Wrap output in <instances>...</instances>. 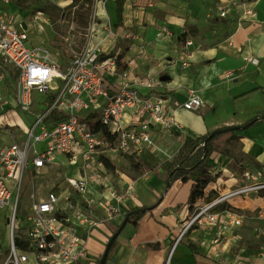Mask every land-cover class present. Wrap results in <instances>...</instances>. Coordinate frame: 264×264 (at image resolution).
<instances>
[{
  "label": "crops",
  "instance_id": "obj_1",
  "mask_svg": "<svg viewBox=\"0 0 264 264\" xmlns=\"http://www.w3.org/2000/svg\"><path fill=\"white\" fill-rule=\"evenodd\" d=\"M110 2L114 5L109 7ZM146 2L151 5L147 6ZM248 9L253 11L252 15L245 14ZM221 12L224 16H220ZM94 13L97 21L91 24L93 33L85 49L110 50L119 55V67L127 73L128 83L136 86L140 93L150 92L163 97L180 124L179 129H163L154 125L152 145H144L140 152L127 155H136L150 162L156 157L153 155L155 150L167 153L169 143L179 142L178 152L187 138L240 125L257 111L264 110V0H124L122 24L117 28L113 26L116 20L114 0H105L104 3L96 0ZM23 25L27 31L25 19ZM162 25L169 29L171 40L159 35ZM192 29L195 32L187 34L185 39L191 42L185 45L178 36ZM123 31H128L125 36L133 35L129 45H122ZM225 73L230 75L226 77ZM139 80H147L154 85L146 90L138 87ZM255 87L262 90L252 92ZM190 94L202 100L199 110L177 108L176 104ZM128 116L124 115V121ZM190 127L192 132L189 130L191 133L188 134L186 130ZM13 129L11 133L0 131V142L17 141L23 147V131L19 129L22 133H15ZM5 134L11 135V142L5 140ZM237 135L244 155L259 162L263 168L264 117H259L252 126L237 130ZM115 154L111 153L103 162H109ZM58 158L63 159L62 156ZM225 158L220 153L217 160L223 163ZM229 159L225 161L226 165H220L223 171L216 180L210 181L203 189L204 195L213 190L218 196L237 187L236 178L231 174L234 167L227 166ZM80 163L81 159L76 164L74 176L78 174ZM106 171L109 173L107 167ZM227 174L230 178L226 177ZM107 175L112 183L111 175ZM64 176L69 175L64 173ZM63 177L52 181L48 175L46 182L49 185L62 183ZM192 179H169L167 168L159 167L133 173L112 183L120 192L130 186L132 198L121 203L114 219L83 233L88 257L82 264H95L114 234L115 243L103 264H165L166 261L167 264H237L236 254L247 264H264V238L251 230L264 214V194L233 197L225 203L242 214L240 226L222 233L193 227L175 243L182 221L192 208L188 204ZM202 201L197 200L194 204ZM151 205L153 207L139 220L126 222L119 230L127 211ZM258 209L262 210L256 212ZM255 212L258 215H251ZM100 215L105 217L103 213ZM3 218L6 219L5 214ZM255 227L259 229V226Z\"/></svg>",
  "mask_w": 264,
  "mask_h": 264
},
{
  "label": "built area",
  "instance_id": "obj_2",
  "mask_svg": "<svg viewBox=\"0 0 264 264\" xmlns=\"http://www.w3.org/2000/svg\"><path fill=\"white\" fill-rule=\"evenodd\" d=\"M11 4L17 7L13 0H0V105L11 96L12 113L25 112L31 120L27 126L0 110V131L11 133L18 128L25 135L23 147L17 141L0 142V209L7 208L8 221L5 264H82L88 257L83 233L114 219L121 203L132 198L130 186L121 192L115 189L104 159L111 153L134 154L144 145H152L154 125L179 129L180 124L163 97L140 93L128 83V75L114 55L100 57L98 48L72 50L59 60L42 54L29 41L22 26L24 16L9 10ZM245 14L253 11L248 9ZM159 35L172 38L165 25L160 26ZM137 85L148 90L154 84L139 80ZM176 106L198 111L202 100L190 94ZM125 114L128 119L122 121ZM92 125L100 129L94 130ZM59 156L68 162L79 157L78 174L49 185L47 168ZM262 189L264 182H255L193 204L175 243L193 227L222 233L240 226L242 214L225 203ZM15 237L21 249L15 246ZM235 258L237 264H247L239 260V254Z\"/></svg>",
  "mask_w": 264,
  "mask_h": 264
},
{
  "label": "rangeland",
  "instance_id": "obj_3",
  "mask_svg": "<svg viewBox=\"0 0 264 264\" xmlns=\"http://www.w3.org/2000/svg\"><path fill=\"white\" fill-rule=\"evenodd\" d=\"M20 1L24 10H19L13 4H11V6L9 5V10L24 16L29 41L32 44L39 46L42 54H47L51 59L59 60L71 53L72 50L80 52L86 48L90 34L93 33L91 31V24L92 22L97 21V17L94 16L96 0ZM100 1L101 3L105 2V0ZM112 4L113 3L110 2L108 6H113L114 4ZM132 7L136 6L133 5ZM175 11L178 13L177 10ZM127 32L128 31H125V33ZM125 33L123 31L121 34V41L124 42L122 45H129V43L132 42L133 35L125 36ZM8 94L9 92L6 91L5 97ZM34 96L40 97V95L36 93H34ZM11 105L12 99L11 96H8L6 101L0 105V110L2 109L4 115L8 118L13 119L14 121L21 120L28 126L31 117L25 112L14 115L9 109ZM124 120L125 118L123 117L122 121ZM189 130L192 132L191 127L186 130L188 134L191 133ZM13 131L15 133H22L18 128H14ZM5 136L7 142L12 141L11 135L5 134ZM24 136L25 135L23 134V137ZM154 143L157 145L158 142L154 140ZM178 143L179 142L169 143L167 145V153L158 149L155 150L153 152V155L156 156L155 159L151 158L150 162L145 161V163L149 165L148 167L151 170H157L159 167H163L164 169L168 168V165L174 162L177 155ZM210 143L211 150L209 152L202 150L201 152H197L194 156L195 159H198V162L192 166L189 177L194 178L196 172L200 169L209 172L212 180H216V177L221 174L220 171H223V166L220 167V165H226L225 161L230 157L228 160L229 162L227 161V166L234 167V171H232L231 174L236 178L235 185H237V187L252 185L255 182H264V167L261 168L262 165L259 162H254L251 158L244 155L242 144L237 135V130L229 129L225 132H221L211 139ZM41 144V142L35 144L34 148L38 150ZM220 153L223 156H226L223 163H220L217 160ZM79 161L80 159L77 160V163H79ZM142 161L144 160L138 158L136 155L129 156L126 153H116L115 155H112L109 159V164L112 165L113 168H108V174L112 177V183L125 176H131L133 173H143L148 171L149 168H147ZM241 161L243 164H241ZM137 163H140L139 167L135 166ZM64 173L69 176H74L76 173V166L74 164H68L66 158H58L57 161L48 168L47 175H49L52 181H55L62 178ZM226 177L230 178V175L227 174ZM260 192L261 190L258 192H250L248 195L253 196L255 194H260ZM23 199H26V197L24 196ZM261 210L258 209L256 212ZM6 212L7 208L0 209V264H5L8 257V221L3 218ZM256 212L251 215H258ZM251 215H249V217ZM259 221L258 224L255 223L253 225L254 227H251V230H253L254 233L259 232L260 238H264V214L260 215ZM255 226H259V229H261L262 232H260L259 229H255Z\"/></svg>",
  "mask_w": 264,
  "mask_h": 264
},
{
  "label": "trees",
  "instance_id": "obj_4",
  "mask_svg": "<svg viewBox=\"0 0 264 264\" xmlns=\"http://www.w3.org/2000/svg\"><path fill=\"white\" fill-rule=\"evenodd\" d=\"M114 2H115L116 20L113 26L117 28L118 26L122 24V12H123L124 0H114ZM14 3L19 10H24V7L20 0H15ZM194 32H195L194 29L189 30L188 32L184 31L178 36V39L181 41H185L187 34H193ZM106 55H114L116 57V61L118 65L121 63V57L119 55L113 54L112 51H109L108 54L104 52L99 54L100 57L106 56ZM258 90H262V88L255 87L251 91L254 92ZM259 117H264V110L257 111L253 117H251L244 123L233 126V127H229V128L234 129V130H243L246 127H249L255 124L258 121ZM92 128L94 130L100 129L99 125H92ZM224 128L225 127L218 128V129L222 130ZM104 132H105V129H104ZM210 133L206 135L196 136L193 138H187L184 140V142L182 143L181 147L179 148L177 152L174 162L168 165L167 175L169 179H174V180L181 179L182 181L188 180L192 166L196 162H198V159H195L194 157L196 153L201 152L202 150H204L205 152H209L211 150V143H210L211 139H213L216 135L219 134V133H215L210 139L207 140V137L208 135H210ZM142 163L145 164L147 168H149L148 167L149 165L145 163V161H142ZM104 164L107 168H113V166L110 165L107 160L104 162ZM139 164L140 163H137L135 166L139 167ZM210 181H212V177L209 174V172L205 170H200V169L196 172V175L192 179V182H191L190 195L188 199L189 206H192L197 200L202 199L204 201H209L216 196V193L213 190L209 191L206 195H204L203 189L206 187V185ZM260 194L261 195L264 194V189L261 190ZM152 207L153 206L151 205L148 207H141V208L136 207L134 209H131L126 212L124 220L126 222L135 223L146 213V211L150 210ZM114 243H115V239L112 240L108 248V251L111 249ZM14 244L17 248L19 249L22 248L21 242L16 237L14 238ZM95 264H103L102 255L98 257V260L95 262Z\"/></svg>",
  "mask_w": 264,
  "mask_h": 264
},
{
  "label": "water",
  "instance_id": "obj_5",
  "mask_svg": "<svg viewBox=\"0 0 264 264\" xmlns=\"http://www.w3.org/2000/svg\"><path fill=\"white\" fill-rule=\"evenodd\" d=\"M23 27H24V25H23ZM229 129H230L229 127H225V128L222 129V130H220V129H216L215 131H212V132L210 133V135H208L207 140L210 139L215 133H221L220 131L225 132V131H227V130H229ZM125 223H126V221L124 220L123 223L121 224V226L119 227V230L125 225ZM115 236H116V234H114V235L110 238V240L108 241V243H107V245H106V249H105V251H104L103 254H102V260H103V261H104L105 258H106V255H107V252H108V248H109V246H110L112 240L115 238Z\"/></svg>",
  "mask_w": 264,
  "mask_h": 264
},
{
  "label": "bare ground",
  "instance_id": "obj_6",
  "mask_svg": "<svg viewBox=\"0 0 264 264\" xmlns=\"http://www.w3.org/2000/svg\"><path fill=\"white\" fill-rule=\"evenodd\" d=\"M78 158L79 157H76L73 162H69L68 164H70V165L74 164L76 166Z\"/></svg>",
  "mask_w": 264,
  "mask_h": 264
}]
</instances>
